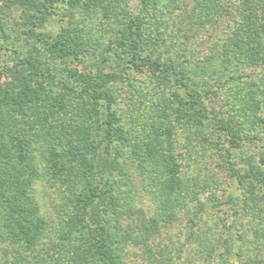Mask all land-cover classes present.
<instances>
[{
    "label": "rangeland",
    "instance_id": "rangeland-1",
    "mask_svg": "<svg viewBox=\"0 0 264 264\" xmlns=\"http://www.w3.org/2000/svg\"><path fill=\"white\" fill-rule=\"evenodd\" d=\"M32 1L44 12L26 15L0 0V143L9 158L3 172L19 176L10 178L22 192L14 198L23 207L17 216L47 232L37 252L44 255L46 244L49 254L57 246L89 250L91 223L78 216L107 187L102 208L119 213L118 229L141 240L145 222L158 231L145 236L146 245L164 248L172 264H182L178 247L185 262L199 264L195 252L219 246L227 232L231 264L251 257L264 264V187L252 185L264 176V65L242 70L227 51V21L178 26L193 0ZM61 39L74 55L52 51ZM135 48L195 77L190 89L203 95V115L173 97L145 61L134 68ZM242 87H250L241 98L251 103L233 107L232 93ZM239 107L248 112L240 127L248 139L234 149L217 120ZM109 114L116 141L106 156ZM16 136L26 149L21 160ZM8 222L9 230L0 223V264H35L11 237L19 222ZM60 251L66 259L55 264H67ZM141 252L125 249L128 263L142 261Z\"/></svg>",
    "mask_w": 264,
    "mask_h": 264
},
{
    "label": "trees",
    "instance_id": "trees-1",
    "mask_svg": "<svg viewBox=\"0 0 264 264\" xmlns=\"http://www.w3.org/2000/svg\"><path fill=\"white\" fill-rule=\"evenodd\" d=\"M181 3L182 0H172V2ZM8 5L14 8L22 9V12L28 15L31 12H44L43 5L40 2L32 0H5ZM43 9V10H42ZM181 20L178 26L182 28H188L192 25L203 26L206 23H214L216 20L227 21V40L230 41V46L227 51H230L231 56L234 60L240 61V66L245 71V68H253L258 65H264V0H193L191 6H185L181 10ZM0 29H2L0 21ZM52 51L59 57H68L74 55V51L70 49V45L67 44V40L61 39L57 41L52 46ZM130 63L136 69L141 68L140 61H145V65L150 68L151 74L156 77L160 84L171 86L170 88L174 90L173 97L180 98L181 102L185 105H190L198 116L203 115L204 99L203 95L199 92L190 89L192 80L194 78L185 79V73L179 71L175 64L169 61H163L162 59L156 60L153 58H144L141 56V50L134 49V54L129 58ZM238 64V63H237ZM237 71V70H236ZM245 75V74H243ZM242 77L241 74L238 77ZM239 77V79H241ZM2 79V72L0 71V80ZM187 80V81H186ZM239 86V85H237ZM232 97L234 102L233 107L236 106V102L244 101V104L251 103L248 99L241 98L243 92L247 91L249 93L250 87L246 90L242 88L234 89ZM26 96L27 92L22 88L20 94ZM19 94V95H20ZM247 97V95H246ZM254 100V99H252ZM246 109L239 107L234 116H222L218 118V130L221 133H225L232 143V148L238 149L242 146V142L248 139L243 136V132L240 127L242 126V121L244 118L242 116L247 115ZM108 127L106 132V140L108 142L105 148V155L110 156L111 144L116 141L115 135L112 134L111 129L113 127L112 121L115 120L113 114H109ZM207 117V116H206ZM17 132L13 133L16 135ZM15 155L18 160L25 157V148H23L22 139L20 136L15 137ZM3 144L0 143V223L2 226L11 229L13 224L8 221H13L16 218L18 223L19 234H13L12 239H17V242L22 245V248L37 261L38 264L40 260L37 259L38 253L41 255L42 264H55V259H66L61 255L65 254L69 257L67 264H129L126 260L125 249L134 250L135 247L142 246V252L140 254L142 261L135 262L134 264H172V258L166 253L163 248L153 249L150 245H146L145 236L149 237L152 234H156L158 231H151L150 227L143 225L144 229L141 233V240L136 237H132V232L125 233V230L120 226L118 229L117 225L120 220L119 213H108L105 207L104 199L107 197V187L104 188L105 192L102 191L96 196L97 200L93 199L91 203L89 213L82 214L78 217L80 222L88 219L90 221V237L87 240L89 250H82L73 247L66 248L54 247L52 252L49 254L47 251L48 245L46 244L44 255L40 254L41 250L37 252L36 245L44 239L46 236L43 227L39 228L36 224H27L28 222L23 221L17 215L21 213L23 207L14 200L15 197L19 198L22 196L18 186L19 184L10 181V178L19 179L17 173L10 169V173L3 172V168L9 166V158L7 159V152L4 150ZM231 152V151H230ZM228 153V152H227ZM230 154V153H229ZM230 173L236 177L240 183H242L245 177L236 167L229 168ZM16 176H12V175ZM264 176L252 178L253 184L258 182L261 184L260 187H264ZM5 178V180H3ZM108 184V180L105 183ZM101 209H100V208ZM238 214V211H236ZM21 217V216H20ZM117 218V219H116ZM10 219V220H8ZM117 221H116V220ZM85 221L84 223L86 224ZM41 222V221H39ZM83 223V222H82ZM88 223V224H89ZM93 226V227H92ZM81 229H83L81 227ZM124 233H121V231ZM86 234V233H85ZM221 238L222 244L219 246L210 245L206 247L204 252H195L197 255L194 257L199 261V264H231V256L234 253L231 233L227 232L219 236ZM225 245V246H224ZM184 249L178 247L176 250V260L178 262L182 261V264H190V262H185L182 254ZM218 258L219 262L216 261ZM21 259V257H20ZM85 259V260H84ZM7 262V261H6ZM18 264L20 262H17ZM4 264V263H2ZM242 264H262L260 259H253Z\"/></svg>",
    "mask_w": 264,
    "mask_h": 264
}]
</instances>
